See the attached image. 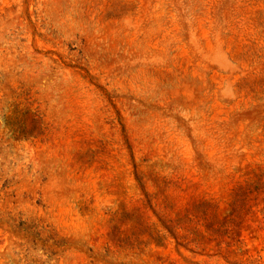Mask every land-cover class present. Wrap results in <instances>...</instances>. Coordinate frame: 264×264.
Instances as JSON below:
<instances>
[{"label": "rangeland", "instance_id": "obj_1", "mask_svg": "<svg viewBox=\"0 0 264 264\" xmlns=\"http://www.w3.org/2000/svg\"><path fill=\"white\" fill-rule=\"evenodd\" d=\"M0 264H264V0H0Z\"/></svg>", "mask_w": 264, "mask_h": 264}]
</instances>
